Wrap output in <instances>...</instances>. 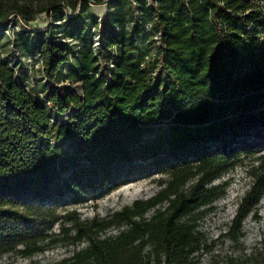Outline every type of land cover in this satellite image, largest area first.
I'll use <instances>...</instances> for the list:
<instances>
[{"label": "trees", "instance_id": "trees-1", "mask_svg": "<svg viewBox=\"0 0 264 264\" xmlns=\"http://www.w3.org/2000/svg\"><path fill=\"white\" fill-rule=\"evenodd\" d=\"M103 5L113 9L89 15ZM41 14L42 87L0 55V258L61 248L57 264H200L211 249L199 221L227 187L211 184L249 161L226 233L239 241L264 197V6L0 0V28ZM155 126L165 137L144 147ZM68 140L84 161L63 172L56 145ZM141 164L167 175L149 198L102 218L46 206L116 189ZM225 264H264V252Z\"/></svg>", "mask_w": 264, "mask_h": 264}, {"label": "rangeland", "instance_id": "rangeland-1", "mask_svg": "<svg viewBox=\"0 0 264 264\" xmlns=\"http://www.w3.org/2000/svg\"><path fill=\"white\" fill-rule=\"evenodd\" d=\"M264 6V0H245ZM91 17L98 15L99 10H88ZM48 17L45 14L38 15L32 24L24 26L14 18L8 25L0 28V55L8 64L17 67L22 73L27 69L34 78L40 75L37 47L32 34H38L35 30L48 27ZM19 33L23 35L20 37ZM18 36L20 39H18ZM37 56V57H36ZM37 72V73H36ZM165 126L150 128L143 137L144 147L161 141L166 135ZM79 146L73 140L61 141L56 145V153L63 172L73 168V163L83 162V156L79 155ZM249 161L238 166L233 171L223 174L220 179L211 185L227 183L224 197L219 199L211 207L206 208L207 213L199 221L198 230L204 236V243L210 252H204L200 258V264H225L228 257L239 258L252 256L264 252V197L261 200L257 212L251 214L243 223L244 236L235 241L226 233L231 220L236 214L238 203L245 191L249 188L250 178L247 174ZM167 175L152 165L141 164L130 171L128 181L116 189L106 193L94 192L82 198L80 202L71 199L46 203V206L55 208L56 213L63 215L66 210H77L82 218L94 216L105 217L125 206H130L137 199H146L159 191L158 181L166 179ZM57 229V227H55ZM113 231L111 234H114ZM85 246V245H83ZM68 252L65 249H56L33 257L31 260L15 256L0 258V264H57Z\"/></svg>", "mask_w": 264, "mask_h": 264}, {"label": "crops", "instance_id": "crops-1", "mask_svg": "<svg viewBox=\"0 0 264 264\" xmlns=\"http://www.w3.org/2000/svg\"><path fill=\"white\" fill-rule=\"evenodd\" d=\"M93 8H96L97 10H99L98 15H97L99 18L104 17V15L106 14L107 11L113 9V7L110 6V5L109 6L108 5H103V6H99V7H93ZM49 21L50 20L48 19V23H46L47 26L50 23ZM46 30L47 29H42V30H40V32H42L43 35H47ZM24 71H28V70L27 69H24ZM29 75H30V73H29ZM25 77H26V75H25ZM30 77H31V81H34V79H33L34 77L32 75H30ZM36 81H37L36 82L37 87L38 88H41L42 87V77L39 76V78H36Z\"/></svg>", "mask_w": 264, "mask_h": 264}, {"label": "built area", "instance_id": "built-area-1", "mask_svg": "<svg viewBox=\"0 0 264 264\" xmlns=\"http://www.w3.org/2000/svg\"><path fill=\"white\" fill-rule=\"evenodd\" d=\"M58 24H60V22H58ZM97 40H98V39H97ZM96 45H98V43H97ZM38 60H39L40 67H42V65H43V61L41 60V58H38Z\"/></svg>", "mask_w": 264, "mask_h": 264}]
</instances>
